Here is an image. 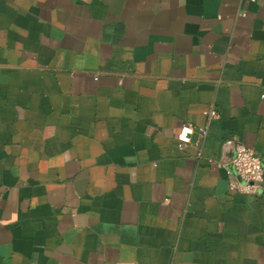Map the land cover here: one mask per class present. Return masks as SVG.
Returning <instances> with one entry per match:
<instances>
[{
  "label": "crops",
  "instance_id": "0c3cea01",
  "mask_svg": "<svg viewBox=\"0 0 264 264\" xmlns=\"http://www.w3.org/2000/svg\"><path fill=\"white\" fill-rule=\"evenodd\" d=\"M237 143L264 164V0H0V264H264Z\"/></svg>",
  "mask_w": 264,
  "mask_h": 264
},
{
  "label": "built area",
  "instance_id": "2783aa9c",
  "mask_svg": "<svg viewBox=\"0 0 264 264\" xmlns=\"http://www.w3.org/2000/svg\"><path fill=\"white\" fill-rule=\"evenodd\" d=\"M204 114L208 119H215L218 116L214 108L205 111ZM195 133L203 140L206 137L207 130L205 128H195L188 124L182 125L175 136L178 148L183 149L190 145ZM200 144L199 142L195 143L197 158L202 156ZM231 164L239 178L238 182L231 185V190L253 196L261 192L264 182V164L262 157L258 153L237 143Z\"/></svg>",
  "mask_w": 264,
  "mask_h": 264
}]
</instances>
